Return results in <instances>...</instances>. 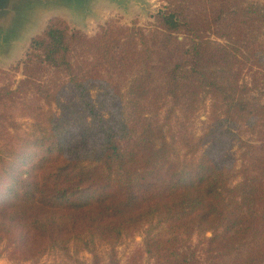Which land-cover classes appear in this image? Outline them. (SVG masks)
<instances>
[{
	"label": "trees",
	"instance_id": "obj_1",
	"mask_svg": "<svg viewBox=\"0 0 264 264\" xmlns=\"http://www.w3.org/2000/svg\"><path fill=\"white\" fill-rule=\"evenodd\" d=\"M149 17L91 37L53 17L13 68L15 87H0L16 111L0 113L10 257L72 248L101 264L100 244L118 264L116 245L141 234L145 264H264V6L161 0ZM206 99L212 125L196 138L187 124ZM236 128L249 135L238 170Z\"/></svg>",
	"mask_w": 264,
	"mask_h": 264
},
{
	"label": "rangeland",
	"instance_id": "obj_2",
	"mask_svg": "<svg viewBox=\"0 0 264 264\" xmlns=\"http://www.w3.org/2000/svg\"><path fill=\"white\" fill-rule=\"evenodd\" d=\"M255 2L264 6V0H255ZM160 6L161 0H16L9 23L0 26V87L8 83L15 87L16 82L21 79L20 74L15 73L13 68L22 60L30 39L41 33L49 19L61 18L71 27H75L91 37L105 22H113L119 26L127 27L136 23L146 28L152 22L149 16L159 10ZM53 79L55 81L54 76ZM245 80L250 81L249 73ZM62 83L64 81L61 80L57 84L61 86ZM62 94L60 98L63 103L73 104L74 96L70 90L64 89ZM89 95L96 105L95 90H91ZM16 107L19 108V105ZM97 110L102 116H107L99 106H97ZM11 111L13 110L9 103L2 102L0 104L1 114L8 116ZM210 115V101L206 99L187 124L196 138L210 130L212 125ZM16 120L19 123L27 121L18 118V116ZM232 131L235 135L228 155L234 165V170H238L242 166L243 158V148L240 142H248L249 135L242 128ZM209 143V141H205L203 148L207 147ZM141 240V234H135L132 237L123 238L116 245L118 264H145L146 257L142 253ZM107 252L106 245L95 246L94 253L102 259L101 264H105ZM9 254L10 248L6 249L5 241H1L0 264H91L93 258L89 252L75 253L72 248H70L68 256L47 253L40 258H33L25 262L21 260V253H15L14 257H10Z\"/></svg>",
	"mask_w": 264,
	"mask_h": 264
},
{
	"label": "water",
	"instance_id": "obj_3",
	"mask_svg": "<svg viewBox=\"0 0 264 264\" xmlns=\"http://www.w3.org/2000/svg\"><path fill=\"white\" fill-rule=\"evenodd\" d=\"M15 1L16 0H0V26H5L9 23Z\"/></svg>",
	"mask_w": 264,
	"mask_h": 264
}]
</instances>
